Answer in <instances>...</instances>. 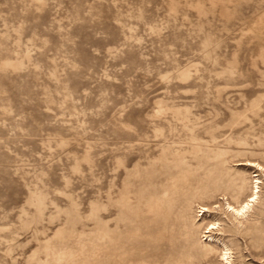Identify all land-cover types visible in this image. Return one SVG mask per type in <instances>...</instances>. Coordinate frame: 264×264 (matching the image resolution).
Segmentation results:
<instances>
[{
	"label": "rangeland",
	"instance_id": "rangeland-1",
	"mask_svg": "<svg viewBox=\"0 0 264 264\" xmlns=\"http://www.w3.org/2000/svg\"><path fill=\"white\" fill-rule=\"evenodd\" d=\"M224 248L264 264V0H0V264Z\"/></svg>",
	"mask_w": 264,
	"mask_h": 264
},
{
	"label": "bare ground",
	"instance_id": "bare-ground-1",
	"mask_svg": "<svg viewBox=\"0 0 264 264\" xmlns=\"http://www.w3.org/2000/svg\"><path fill=\"white\" fill-rule=\"evenodd\" d=\"M248 164V163H247ZM249 166H254V165H257L259 167L258 164H255V163H249L248 164ZM257 188L258 186H255L254 185V190L252 191L251 195L248 197V199L243 202L242 204H240L239 206H233L231 204H227V207L228 209L233 212L234 214H236V216L238 215L239 217L240 216H244L249 210L252 209V203L257 199ZM208 238V241H213V238L211 236H206ZM226 247V246H224ZM221 263H218V264H231V256H230V253L228 251V248H224V250L222 251L221 253Z\"/></svg>",
	"mask_w": 264,
	"mask_h": 264
}]
</instances>
